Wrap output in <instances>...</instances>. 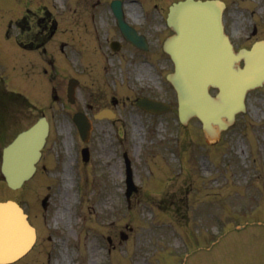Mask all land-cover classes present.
Here are the masks:
<instances>
[{
    "label": "rangeland",
    "instance_id": "1",
    "mask_svg": "<svg viewBox=\"0 0 264 264\" xmlns=\"http://www.w3.org/2000/svg\"><path fill=\"white\" fill-rule=\"evenodd\" d=\"M109 1L102 0L104 5L93 9L90 0H0L4 88L29 91L32 105L45 108L52 122L37 173L16 191L0 181V200L22 204L38 230L34 248L13 264H264V86L247 94L245 112L236 116L216 142L207 139L196 119L180 125L175 109L149 115L127 107L113 123L93 121L89 161L81 160L83 143L72 115L85 100L101 102L105 86L111 85L103 73L82 75L81 97L73 105L65 99V86L75 66H87L89 58L100 67L103 64L93 48L95 42L87 49L82 46L91 43L92 37L80 34L83 22L89 23L90 30L95 24H106ZM126 1L128 13L138 17L142 11L139 1L146 14L154 3L160 10L171 2L150 0L146 7L144 0ZM223 1L226 31L237 47L264 39V0ZM27 8L45 20H56L58 33L47 46L53 51L54 67L51 70L47 65L46 73L39 56L33 59L25 53V62L35 67L27 75L12 68L16 60L24 61L23 50L18 53L13 43L23 23L16 22L15 27L11 18H22ZM7 36L12 39L7 41ZM74 36L79 41L73 47ZM61 41L66 45L63 53L58 47ZM163 59L158 64L155 92L175 107V93L165 80L172 64ZM50 75H57L56 79L51 81ZM34 77L40 79V89ZM58 78L62 79V100L48 107L53 104L51 84ZM132 78L126 75L125 92L130 95L133 91L128 88L139 92L140 80L133 84ZM34 91L39 95L34 96ZM4 101L0 100V107L7 109ZM10 104L17 110H7L9 124L18 130L35 113L33 108L23 107L21 99L14 98ZM123 153L130 159L138 186L129 202L122 181ZM45 195H49V205L44 211L41 200Z\"/></svg>",
    "mask_w": 264,
    "mask_h": 264
},
{
    "label": "water",
    "instance_id": "2",
    "mask_svg": "<svg viewBox=\"0 0 264 264\" xmlns=\"http://www.w3.org/2000/svg\"><path fill=\"white\" fill-rule=\"evenodd\" d=\"M222 9L219 0H185L174 4L168 25L175 34L164 43L175 66L168 80L177 93L179 118L185 123L196 116L208 131H212V123H217L220 129L232 123L235 113L244 110L246 90L264 81V41L256 42L249 51L234 53L223 33ZM241 59L243 68L237 65ZM209 86L218 89L215 97L208 93ZM140 103L153 110L150 101ZM152 105L157 107L156 111L169 109L156 102ZM81 129L85 130L86 124ZM45 135V125L36 124L4 150L2 171L10 185L18 186L31 175ZM33 239L34 232L21 208L12 201L0 203V262L23 254Z\"/></svg>",
    "mask_w": 264,
    "mask_h": 264
},
{
    "label": "flooded vegetation",
    "instance_id": "3",
    "mask_svg": "<svg viewBox=\"0 0 264 264\" xmlns=\"http://www.w3.org/2000/svg\"><path fill=\"white\" fill-rule=\"evenodd\" d=\"M48 20L50 22V19ZM41 21H45V19L42 17H36V15L35 17H31L29 21H26L25 17L24 23L27 36L25 37L26 42L20 41L18 43L21 47L37 48L44 46L46 41L53 38L55 30L50 28L52 25L49 22L41 24ZM142 26L143 25H141V28L139 27L135 29L139 35L143 37H140V41H143L144 46L140 43V47L145 48V50L138 49L128 42L114 23L113 25H107V31L103 40L98 41L94 47L98 51L99 57L105 61L104 69L106 75H126L127 72L125 66L127 62L132 65L134 75H157V65L159 61L158 36L152 29V26L148 25L144 26V28H142ZM142 57L151 62V68L141 63L143 61L141 59ZM48 62L52 65V59H49ZM126 99L127 97L123 98L122 95H111V97H109V101L112 103L111 106L114 108L125 106ZM89 108L93 109V106L89 105ZM102 108L111 107L108 103H105Z\"/></svg>",
    "mask_w": 264,
    "mask_h": 264
},
{
    "label": "bare ground",
    "instance_id": "4",
    "mask_svg": "<svg viewBox=\"0 0 264 264\" xmlns=\"http://www.w3.org/2000/svg\"><path fill=\"white\" fill-rule=\"evenodd\" d=\"M66 142V141H65ZM62 216V215H61ZM93 256H95V252H93Z\"/></svg>",
    "mask_w": 264,
    "mask_h": 264
}]
</instances>
